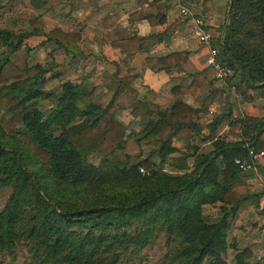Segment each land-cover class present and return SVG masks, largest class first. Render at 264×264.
<instances>
[{"label": "trees", "instance_id": "1", "mask_svg": "<svg viewBox=\"0 0 264 264\" xmlns=\"http://www.w3.org/2000/svg\"><path fill=\"white\" fill-rule=\"evenodd\" d=\"M208 2H202L204 12ZM27 25L18 33L0 27V45L8 52L0 55V188H9L0 207V250L13 257L18 247L24 264H146L142 251L161 240L153 264H264L249 246L227 239L238 207L261 194L248 182L253 170L238 169L233 157L246 155L245 142L264 150V119L238 118L233 123H241L239 139L216 137L207 151L188 145L175 156L178 130L199 131L193 116L221 93L186 50L147 56L145 63L151 70H181L188 84L170 91L189 94L199 107L176 97L154 110L133 84L138 71L126 64L147 46L148 36L104 32L126 57L115 62L117 82L102 105L95 99L98 85L64 79L56 91L46 90L44 65L9 58L30 35L80 54L78 32L58 26L44 31L40 15ZM206 29L217 58L232 67L240 95L264 87V0H227L224 22ZM43 99L51 100L47 108L38 105ZM123 109L137 120L134 127L116 117ZM226 115H216L211 129ZM258 169L264 173V157ZM205 206L216 212L204 213ZM228 248L234 250L229 258Z\"/></svg>", "mask_w": 264, "mask_h": 264}, {"label": "crops", "instance_id": "2", "mask_svg": "<svg viewBox=\"0 0 264 264\" xmlns=\"http://www.w3.org/2000/svg\"><path fill=\"white\" fill-rule=\"evenodd\" d=\"M181 1L204 28L218 26L226 18L227 0H209L205 12L203 0ZM148 14L151 19L147 18ZM36 15L41 16L44 31L58 26L64 31L78 32L80 54L72 56L70 52L57 47L52 39L30 35L23 38L19 49L9 53V58L18 65H44L47 71L41 87L46 90L56 91L59 82L64 79L88 86L98 85L95 99L102 105L110 98L117 82L113 76L115 62L126 57L124 52L111 44L110 37H104V32L116 28L115 35L118 37L148 36L147 46L126 58V64L138 71L133 84L139 96L147 100L154 110L165 109L176 97L199 107V101L193 100L189 94L174 96L170 91L173 85L188 84L190 78L181 70L175 67L151 70L145 63L147 56H162L178 49L188 52L192 63L198 69H203L205 76L213 81V86L219 88L221 93L193 116L200 127L199 131L188 127L178 130L172 140L176 148L175 156L186 152L188 145H196L199 150L207 151L212 148L211 141L216 137L231 141L239 139L242 137L241 123H233L238 118L250 116L264 119V87L247 88L245 95L236 97L215 79L213 70L205 62L207 48L198 42L194 34L193 21L180 17L177 7L169 0H0V27L18 33L27 29V19ZM172 25L174 29L164 34L163 30ZM25 47H29L27 53L24 52ZM7 53V47L0 45V55ZM16 56L20 58L18 61L14 59ZM54 85L57 87L51 89ZM45 100L49 102V99L39 100L40 108H47L51 104H45ZM227 111L228 115L211 129V120ZM116 117L124 124L135 122L128 109L116 112ZM253 172L248 182L255 192L261 194L238 207L231 218L227 239L235 247L249 246L254 257L264 261V173L259 171L258 166ZM233 251V248H228L229 257Z\"/></svg>", "mask_w": 264, "mask_h": 264}, {"label": "built area", "instance_id": "3", "mask_svg": "<svg viewBox=\"0 0 264 264\" xmlns=\"http://www.w3.org/2000/svg\"><path fill=\"white\" fill-rule=\"evenodd\" d=\"M173 3L178 10V14L182 18H190L193 21L194 34L198 42L207 48L206 65L213 70V76L218 79L223 85L231 90L236 97L240 96L239 91L235 86V75L231 66L220 61L217 58V48L211 43L210 32L202 26L199 19L193 17L187 5L181 0H169ZM246 148V155L244 157L234 156L233 163L240 170H253L257 169L258 164L264 157V150H254L248 143L244 144ZM138 170L141 173H146L145 168L142 165L138 166Z\"/></svg>", "mask_w": 264, "mask_h": 264}, {"label": "rangeland", "instance_id": "4", "mask_svg": "<svg viewBox=\"0 0 264 264\" xmlns=\"http://www.w3.org/2000/svg\"><path fill=\"white\" fill-rule=\"evenodd\" d=\"M23 51V50H22ZM24 52L27 53L26 50H24ZM15 60H19L20 58L18 56H16L14 58ZM27 64V63H25ZM57 85H54L51 87V89L56 88ZM45 104H50L51 100H49V102H47V100L44 101ZM137 123L134 121H131L130 124H126L128 128L130 127H134ZM146 148V147H145ZM89 159L91 161L96 162L98 160V156L95 155H90ZM8 187H2L0 188V207L2 205V203L4 202V199L8 193ZM204 213L211 215L212 213H214L216 211V208L213 206H205L203 208ZM161 247H162V242L161 240H158L157 243L150 247V248H146L142 251V253L146 256L147 262L146 264H153L157 261V258L159 257V255L161 254ZM15 253L13 254H8L5 251H1L0 250V264H24L23 263V251H21L18 247H16L15 249ZM227 258L229 257V253L226 255Z\"/></svg>", "mask_w": 264, "mask_h": 264}]
</instances>
